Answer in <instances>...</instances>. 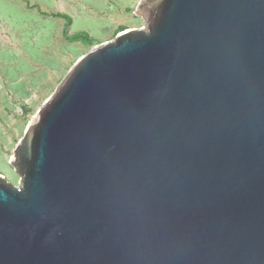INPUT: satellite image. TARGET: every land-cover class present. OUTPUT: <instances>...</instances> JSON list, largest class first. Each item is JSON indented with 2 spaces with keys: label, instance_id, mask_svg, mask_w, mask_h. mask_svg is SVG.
<instances>
[{
  "label": "water",
  "instance_id": "obj_1",
  "mask_svg": "<svg viewBox=\"0 0 264 264\" xmlns=\"http://www.w3.org/2000/svg\"><path fill=\"white\" fill-rule=\"evenodd\" d=\"M137 10L15 145L0 264H264V0Z\"/></svg>",
  "mask_w": 264,
  "mask_h": 264
},
{
  "label": "rangeland",
  "instance_id": "obj_2",
  "mask_svg": "<svg viewBox=\"0 0 264 264\" xmlns=\"http://www.w3.org/2000/svg\"><path fill=\"white\" fill-rule=\"evenodd\" d=\"M140 1L0 0V175L20 184L10 158L35 113L84 53L120 27L145 25ZM55 13L72 18L67 34L86 31L95 43L68 40L66 20Z\"/></svg>",
  "mask_w": 264,
  "mask_h": 264
},
{
  "label": "trees",
  "instance_id": "obj_3",
  "mask_svg": "<svg viewBox=\"0 0 264 264\" xmlns=\"http://www.w3.org/2000/svg\"><path fill=\"white\" fill-rule=\"evenodd\" d=\"M55 15L62 17L66 20L65 32H66V36L68 40L73 41V42H81L84 44H90V45H93L95 43L96 38L91 36L86 31H78L70 35L67 34L68 28L72 24V18L69 15L64 14V13H55ZM125 29H126L125 27H120V30H118V32L124 31Z\"/></svg>",
  "mask_w": 264,
  "mask_h": 264
}]
</instances>
